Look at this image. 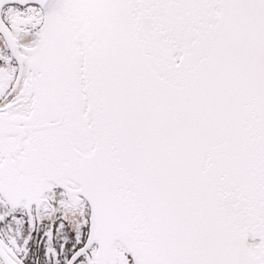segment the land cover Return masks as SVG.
<instances>
[{
  "label": "snow or ice",
  "instance_id": "snow-or-ice-1",
  "mask_svg": "<svg viewBox=\"0 0 264 264\" xmlns=\"http://www.w3.org/2000/svg\"><path fill=\"white\" fill-rule=\"evenodd\" d=\"M0 264H264V0H0Z\"/></svg>",
  "mask_w": 264,
  "mask_h": 264
}]
</instances>
